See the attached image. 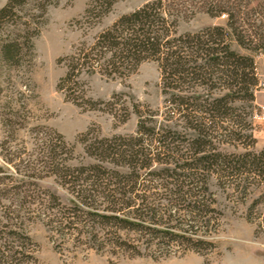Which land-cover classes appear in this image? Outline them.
<instances>
[{
	"label": "rangeland",
	"instance_id": "374dc122",
	"mask_svg": "<svg viewBox=\"0 0 264 264\" xmlns=\"http://www.w3.org/2000/svg\"><path fill=\"white\" fill-rule=\"evenodd\" d=\"M7 1L0 0V7ZM149 1L152 0H115L106 15L88 26L79 20L93 0H30L19 7V15L3 31V35H15L29 28L30 35L37 29L40 33L33 37V56L26 51L22 64L11 66L0 57V264H264V198L257 185L245 194L244 190L221 187L218 180L211 179L212 198L223 212L219 231L208 237L217 245L212 251L198 252L180 244L152 241L159 234L156 231L167 228L164 223L117 230L82 211L75 210L77 215H73L77 203L75 184L87 177V174L81 175L83 178L73 175L74 168L101 164L123 172L129 170L89 154L85 148L89 141H83L84 134L90 132L88 138L93 139L98 135L141 136L140 115L145 119L147 132L141 138H154L149 135L153 128L164 134L166 96L159 64L148 60L126 77L84 75L86 95L98 102L96 109L84 108L59 89L60 78L66 73L59 58L72 53L82 41L92 43L122 14ZM168 3L179 15V33L224 26L233 33L232 48L254 57L260 79L255 100L234 102L235 118L240 121L238 133L220 129L216 138L225 140L218 143L224 152H244L246 146L261 150L264 0H168ZM42 4L47 5L43 17ZM24 20L29 21L27 25L21 24ZM238 35L244 40L243 46L236 39ZM213 91L223 92L218 87ZM245 119L251 124L247 130L242 129ZM250 133L252 136L247 137ZM161 167L155 162L152 170ZM135 194L140 196L135 199L138 205L147 196L146 202L155 206L158 213L171 206L165 196H172L174 202L179 198L162 188L144 190L143 186ZM117 234L135 246L117 245L113 240Z\"/></svg>",
	"mask_w": 264,
	"mask_h": 264
},
{
	"label": "trees",
	"instance_id": "16d2710c",
	"mask_svg": "<svg viewBox=\"0 0 264 264\" xmlns=\"http://www.w3.org/2000/svg\"><path fill=\"white\" fill-rule=\"evenodd\" d=\"M28 1L8 0L0 7V57L11 66L22 64L26 51L33 56V37L40 33L37 29L30 35L28 28L15 35L2 34L15 21L19 7ZM114 2L93 0L79 21L88 26L96 24ZM41 10L43 17L47 5L42 4ZM28 22L24 20L21 24ZM178 24L179 15L168 0H152L122 14L92 43L82 41L72 53L59 58L66 66V73L58 87L69 100L84 108L98 107V102L86 95L84 75L126 77L148 60L159 64L166 96L164 134L153 128L149 135L154 138H141L147 134L142 115L138 126L141 136L98 135L93 139L88 138L90 132L84 134L82 139L89 141L85 145L89 154L129 170L123 172L101 164L74 168L73 175L83 178L81 175L87 174V177L75 184L77 203L72 210L74 216L75 210L82 211L117 230H137L146 223H164L167 228L156 231L160 235L152 241L180 244L198 252L212 251L217 245L208 237L219 231L223 212L212 198L211 179L218 180L221 187L244 190L245 194L257 185L264 198V147L259 151L246 146L244 152H224L218 143L225 140L216 138L220 129L238 133L236 127L240 121L235 118L234 102L241 99L253 102L260 79L254 57L232 48L233 33L226 27L217 25L194 33H179ZM236 39L244 45L239 35ZM216 87L223 92H214ZM250 127L245 119L242 129ZM178 128L192 133H183ZM57 134L67 145L63 135ZM180 135L184 138H176ZM250 136L251 133L247 134ZM155 162L163 167L152 170ZM139 186L144 190L162 188L179 198L174 202L172 196H165L164 199L172 202L171 206L161 208L163 213H158L155 206L146 202L147 196L142 197L141 204L135 202L140 197L135 194ZM102 204H105L103 208ZM82 206L89 209L82 210ZM113 240L119 246H135L119 234Z\"/></svg>",
	"mask_w": 264,
	"mask_h": 264
}]
</instances>
